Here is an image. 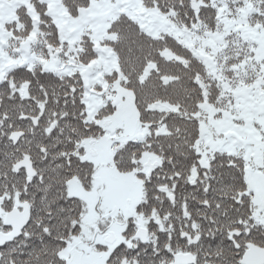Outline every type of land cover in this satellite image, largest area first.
<instances>
[{
    "label": "snow or ice",
    "instance_id": "1",
    "mask_svg": "<svg viewBox=\"0 0 264 264\" xmlns=\"http://www.w3.org/2000/svg\"><path fill=\"white\" fill-rule=\"evenodd\" d=\"M0 264H264V0H0Z\"/></svg>",
    "mask_w": 264,
    "mask_h": 264
}]
</instances>
